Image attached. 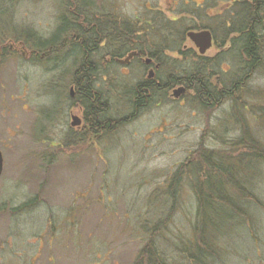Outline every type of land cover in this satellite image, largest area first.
Listing matches in <instances>:
<instances>
[{
    "label": "rangeland",
    "instance_id": "obj_1",
    "mask_svg": "<svg viewBox=\"0 0 264 264\" xmlns=\"http://www.w3.org/2000/svg\"><path fill=\"white\" fill-rule=\"evenodd\" d=\"M231 1L0 0V264H148L155 250L160 263L194 264L185 248L195 237L198 174L215 176V163L243 154L236 147L247 138L243 132L264 144L253 109L264 107L257 99L264 96V58L247 69L229 52L230 43L214 41L203 57L212 63L224 57L218 74L210 71L211 85L226 92L219 104L203 107L190 90L175 98L173 91L185 87L177 86L156 91L134 110L137 85L159 84L156 78L175 74L183 58L170 52L171 65L161 72L147 63L148 53L136 54L118 68L111 54L126 60L131 52L123 54L126 47L106 38L97 85L115 123L93 134L85 109L73 101L83 58H75L69 35L98 19L114 24L112 32L122 21L155 19L137 41L149 48L151 35L162 31L155 12L161 11L165 19L209 25L219 40L222 23L215 15L221 2L226 9ZM203 5L208 9L197 15L194 9ZM185 47L199 55L190 40ZM72 116L82 120L80 127L71 126ZM261 173L253 189L258 202L239 220L235 236L218 240V250L199 264H264V165ZM225 190L230 194V185Z\"/></svg>",
    "mask_w": 264,
    "mask_h": 264
},
{
    "label": "trees",
    "instance_id": "obj_2",
    "mask_svg": "<svg viewBox=\"0 0 264 264\" xmlns=\"http://www.w3.org/2000/svg\"><path fill=\"white\" fill-rule=\"evenodd\" d=\"M219 5L220 13L215 15L216 19L220 18L222 23L220 31L223 32V35L219 40L211 26L201 23L194 27L188 19H178L175 15L173 19H165L161 11L155 12H157V16L161 17L159 24L162 31L151 35L149 48L137 41L140 37V40L143 39L144 32L153 30L152 22H155V19L147 22L139 19L130 23L122 21V27L117 32H112L116 29L114 24L115 29L108 26L110 21L103 26L98 23V19L97 22H93L95 25L90 29L77 28L75 35H69V37L72 35V41L75 43L74 47L77 53L75 58L77 59L79 56L83 58V62L74 74L76 95L73 101L85 109V119L93 134L113 129L115 123L111 120L112 118L107 116L110 111L109 103L97 85V78L103 76L100 62L104 58H100L99 54L102 52L106 38L110 44L118 42L122 48L126 47L127 51L122 49L123 54L136 51L142 57L148 53L150 60L158 65V70L161 72L167 71L171 65H167V56L170 52L178 53L177 55L183 58V63L178 66L174 65L176 70H171V72H176L175 74L167 75L165 80L160 77L156 78L159 84L145 80L137 85L138 89L134 92V97L137 99L132 106L134 110L137 109L136 107L146 105L145 99L156 91L167 93L174 87L184 85L195 92L198 102L203 107H214L223 100L226 92L211 85L210 71H216L218 74L220 67L222 69L224 57H218L217 61L212 63L204 59L203 56L197 55L195 51L184 49L188 41L187 34L192 31H210L217 46L223 47L230 43L229 52L236 51L237 59L246 61L247 69L259 66L261 59L264 58V0H232L226 9V3L221 2ZM206 9H208L206 5L196 6L194 11L198 15L205 13ZM154 26L159 27L158 25ZM107 27H110L109 35H106ZM151 47H153V51ZM98 55L99 60L96 62L95 59ZM121 58L120 54H111V61L118 68L120 65L116 63V59ZM90 59L93 61H89ZM186 61L192 62L186 66ZM208 72H210L209 75ZM240 85L239 81L237 87ZM217 95L221 97V100L216 103ZM262 98L264 99L263 95L257 97L259 100H263ZM253 109L257 112L256 117L262 123L261 126L256 125L255 127L264 129V107ZM243 135L247 138L236 145L237 149L244 150L243 154L236 158L229 157L221 166L215 163L214 169H212L214 172L218 171L215 176L210 173L198 174L200 179L203 177V181L200 184H195L194 187L198 200L195 237H193V241L188 240L185 248L191 254L194 264L203 263L207 256L210 257L211 251L216 252L221 245L218 240L234 237V233H237L236 227H238L239 220L246 218L250 206L254 203L253 200L258 202V198L253 194V189L256 183L262 179L260 170L264 165V144L249 139L250 135L247 132H243ZM238 176L241 179L238 180ZM225 184L230 185V194L226 193ZM235 190L237 191L236 196L233 193ZM248 223L254 227V220ZM253 238L254 241H257L254 235ZM153 252L159 257L156 250ZM149 256L148 264H163L157 261L153 254L152 256L149 254Z\"/></svg>",
    "mask_w": 264,
    "mask_h": 264
},
{
    "label": "water",
    "instance_id": "obj_3",
    "mask_svg": "<svg viewBox=\"0 0 264 264\" xmlns=\"http://www.w3.org/2000/svg\"><path fill=\"white\" fill-rule=\"evenodd\" d=\"M187 38L190 40V42L199 50L200 55H205L207 51L212 47L213 45V39L210 31L204 30V31H192L187 34ZM131 54L126 61H120L118 60L120 64L126 63L132 56ZM184 92L183 88H180L174 92V97L178 98L181 93ZM81 125V120L78 117H72V127H79ZM3 172V156L0 152V176Z\"/></svg>",
    "mask_w": 264,
    "mask_h": 264
},
{
    "label": "flooded vegetation",
    "instance_id": "obj_4",
    "mask_svg": "<svg viewBox=\"0 0 264 264\" xmlns=\"http://www.w3.org/2000/svg\"><path fill=\"white\" fill-rule=\"evenodd\" d=\"M184 49H186V47H184ZM133 53H134V55H136V54L138 55V53H137L136 51L131 52L130 55L133 54ZM130 55H129V56H130ZM127 59H128V58H126V60H127ZM130 59H131V58H130ZM130 59H129V60H130ZM118 60H120V59H116V63L119 64V62H117ZM126 60H120V61H126ZM129 60L125 63V65L129 63ZM150 62H154V61H152V60H148L147 63L149 64ZM123 64H124V63H123ZM156 68H157V66H156ZM158 69H159V67H158ZM151 75H152V73H151ZM184 86H185V85H184ZM183 89H184V92L181 93L179 97L182 96V97L184 98V97L186 96V94L188 93V90H190V88H188L187 86H185ZM190 91H192V90H190ZM174 92H175V90L173 91V94H172L173 97H174ZM179 97H178V98H179ZM72 117H75V116H72ZM71 119H72V118H71ZM81 121H82V120H81ZM90 130H91V129H90Z\"/></svg>",
    "mask_w": 264,
    "mask_h": 264
},
{
    "label": "bare ground",
    "instance_id": "obj_5",
    "mask_svg": "<svg viewBox=\"0 0 264 264\" xmlns=\"http://www.w3.org/2000/svg\"><path fill=\"white\" fill-rule=\"evenodd\" d=\"M213 39V38H212ZM183 254V253H182Z\"/></svg>",
    "mask_w": 264,
    "mask_h": 264
}]
</instances>
